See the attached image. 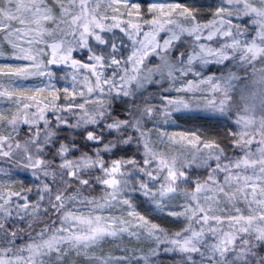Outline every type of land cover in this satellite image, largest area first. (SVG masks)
I'll return each instance as SVG.
<instances>
[{"label":"snow or ice","instance_id":"1","mask_svg":"<svg viewBox=\"0 0 264 264\" xmlns=\"http://www.w3.org/2000/svg\"><path fill=\"white\" fill-rule=\"evenodd\" d=\"M0 264H264V0H0Z\"/></svg>","mask_w":264,"mask_h":264},{"label":"clouds","instance_id":"2","mask_svg":"<svg viewBox=\"0 0 264 264\" xmlns=\"http://www.w3.org/2000/svg\"><path fill=\"white\" fill-rule=\"evenodd\" d=\"M164 86H167V85H164ZM151 88V86H149ZM115 106V105H114ZM150 126V125H149Z\"/></svg>","mask_w":264,"mask_h":264},{"label":"rangeland","instance_id":"3","mask_svg":"<svg viewBox=\"0 0 264 264\" xmlns=\"http://www.w3.org/2000/svg\"><path fill=\"white\" fill-rule=\"evenodd\" d=\"M170 258H172V257L170 256Z\"/></svg>","mask_w":264,"mask_h":264}]
</instances>
